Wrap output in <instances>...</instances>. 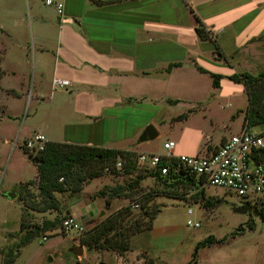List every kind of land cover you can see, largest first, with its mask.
I'll list each match as a JSON object with an SVG mask.
<instances>
[{"label":"crops","instance_id":"crops-1","mask_svg":"<svg viewBox=\"0 0 264 264\" xmlns=\"http://www.w3.org/2000/svg\"><path fill=\"white\" fill-rule=\"evenodd\" d=\"M56 1L64 3L63 18L57 6L54 12L45 11L39 0H29L26 16L13 14V86L5 84L8 70L0 64V98L13 96L22 105L33 106L35 126L28 129L29 136L43 133L53 142L139 155L163 153L151 148L154 140L142 141L141 136L147 126L154 125L157 138L161 137L160 127L168 120L171 125L165 131V142H176L177 155L209 154L222 145L229 126L220 133L214 114L225 96L220 89L215 90L212 74L226 76L222 88L227 76L264 69V0H111L101 5L91 0ZM199 28L209 37L202 38ZM226 67L232 71L227 72ZM55 78L71 84L55 86ZM236 85L235 95L242 101L245 96L248 99L244 85ZM214 106L217 111L213 113ZM19 110L13 106V122L22 112ZM183 115L186 118L179 119ZM194 116L205 121L199 124L209 122L211 129L201 132L185 126ZM21 133L19 129L15 134L19 137ZM103 176L88 179L89 185L97 183L89 186L91 189L83 184L77 193L71 189L54 192L53 209L29 208L42 218L32 224L48 223L51 227L42 238L68 215L83 225L92 218L99 224L110 208V201L95 196ZM86 189L93 206L82 211L79 207L83 202L79 207L74 203ZM184 202L189 209L190 201ZM168 206L164 203L148 239L137 244L138 252L144 251L158 264H173V253L190 234L188 225L176 220ZM64 213L67 215L62 217ZM58 217L60 222L53 227L51 222ZM58 236H70L76 242L73 249L82 246L83 253L75 255L72 249L74 258L66 256L53 242L47 248L41 244L42 252L30 251L35 238L21 247L11 264H46L48 259L51 264H142L138 252L120 255L89 250L83 239L71 235H51L45 242ZM16 240L13 238L10 245ZM4 249L0 244V264L8 253Z\"/></svg>","mask_w":264,"mask_h":264},{"label":"rangeland","instance_id":"rangeland-1","mask_svg":"<svg viewBox=\"0 0 264 264\" xmlns=\"http://www.w3.org/2000/svg\"><path fill=\"white\" fill-rule=\"evenodd\" d=\"M39 1L45 11L54 12L56 9V4L47 5L46 0ZM57 2L58 1H56V3ZM29 8V0H0V64L3 63V66L8 70L5 84L10 86H13V14L26 16L30 11ZM31 44L33 45L34 42L32 41ZM225 69L227 72L232 71L229 67ZM263 70H257V72L251 71L249 73L258 75ZM0 71L3 73L1 68ZM236 91H238L236 83L229 78L225 79L220 89L222 95L225 96V100L220 99L222 104L219 105V111H217L216 106H214L212 110L213 113L217 111L214 115L215 122L220 124V133H224L226 130L224 141H226L228 137L242 131V128L247 125L248 129L252 132H263L262 126L249 125L248 109L250 106L247 104L248 99L245 96L243 102L240 97L235 95ZM220 92L219 94L221 95ZM1 100L0 244L5 248L4 250L10 252L13 246L10 245L12 239H17V242H15L16 244L19 242L21 236L24 235L21 230L24 220L25 225L30 229L34 226V224H32L33 222L39 223L42 221L40 213L30 210L29 207L36 206V204L44 205V203L40 197V190L38 187L39 180H36L37 165L31 159L28 152L29 149L26 147L27 139L33 136L28 135L30 133L28 129L35 126V121L31 117L33 106H30L28 103L22 105L21 102L13 100V96L2 97L0 98V101ZM13 106L16 111L19 109L22 111L14 122ZM241 108H243V110H239ZM200 120L205 122L202 118L200 119L194 116L188 119L185 126L193 130H200L201 132L206 131V129H211L209 122L199 124ZM170 125L171 122L165 120V125L160 127L163 135L153 141L152 149L163 153L165 152V131L169 129ZM224 127H226V129L223 131ZM13 128L16 132H18L19 129L22 130L19 137L15 134L16 132L13 133ZM200 136L202 137V135ZM5 139H9V142L6 143L4 141ZM140 173L141 172L137 170L131 175L125 173L124 170L118 169V173L115 174L105 170L103 176L105 180L98 181L99 186L95 193V196L99 195L110 201L109 213L105 217L103 216L104 218L102 220L107 218L109 214L111 215V212L115 213L118 209L134 206V204L137 203L141 205L146 204V207L150 208L153 206L160 207L164 205V203H169L168 212H171L175 219L181 224L183 222L187 224V220H189V216L187 215L189 204L185 203L184 200H189L190 207L194 210L192 218L199 221L201 227L192 228L188 226L190 230L188 240L184 241L177 251L173 253L172 256L175 260L167 262L173 261V264H184V262L187 261L188 263L193 258L192 255L196 251L198 243L213 236L221 240L222 243L201 247L198 250L199 264H264V219L259 215L239 212L238 208L242 207V200L238 195L227 192L221 188L208 186L205 188L207 198L213 200L221 199L222 203L217 204L215 208H207L204 206V203H201L200 200H198L199 198L196 197V189H185L184 192L181 190L180 192L177 191L176 197L178 198L172 199L168 197L166 191L164 192L163 187L150 176L145 177L139 185H135V180ZM89 183L91 184V181L88 180L84 184H88V187L97 184L94 183L93 185H89ZM71 187H74V184L71 185ZM90 187L89 189H91ZM87 192L88 189H86V193H83L81 197L79 196V199L81 198L82 201L81 199L78 202L76 201L77 203L74 201V204L78 207L79 203L83 202L84 206L79 207L82 211L86 210V206H93L92 200L90 196L87 195ZM10 193L17 194V198L10 197ZM180 193H182V195H180ZM146 195L149 196V201L144 199ZM102 204L104 206L103 209L106 210L107 203L104 202ZM26 211L30 212V215L27 213L28 216L25 217ZM166 212L167 211H164V217L162 216L164 219L166 218ZM140 213L141 207L132 208L133 218L138 219ZM66 215L67 214L64 213V215L62 214L61 216L64 217ZM62 217L60 218L62 219ZM102 220L100 222H102ZM97 221L98 220L95 218L89 219V221H86L87 224L85 223L87 227L84 226L89 231L98 224ZM248 223H254V228H251ZM148 234V230L136 234L131 240V250L126 254L131 253V251L137 253L140 250L137 248L138 242L143 238L147 240ZM138 236H140L139 239L135 241V238H138ZM52 240L53 241L49 243L44 242L42 236L39 235L36 237L30 251L34 250L38 253V250H40L39 252H42L43 248L40 247L41 244L46 245L47 248V245L50 246L53 242L54 245H59V248L64 251L66 256L69 255L72 257L70 253L76 243L75 240L73 241L70 236H58L54 237ZM6 242L7 245H5ZM138 253L141 263L146 264V260L150 257L144 251ZM51 257L52 256H50V259ZM51 263L49 259L46 262V264Z\"/></svg>","mask_w":264,"mask_h":264},{"label":"trees","instance_id":"trees-1","mask_svg":"<svg viewBox=\"0 0 264 264\" xmlns=\"http://www.w3.org/2000/svg\"><path fill=\"white\" fill-rule=\"evenodd\" d=\"M96 5H101L111 0H91ZM198 32L202 38L209 37L208 32L204 28H199ZM201 71L206 69L199 67ZM214 78L213 86L215 90L221 89V81L226 76L221 74H212ZM2 73L0 71V77ZM230 80L243 84L248 94L249 100V120L250 126H262L264 134V70L258 75L249 72L235 73L227 76ZM186 118L185 115L179 119ZM28 150V149H27ZM31 159L38 168V180L40 197L44 205L36 204L29 208L39 210L45 206L55 207L56 199L54 192H64L71 189L77 193L81 191L82 185L88 180L97 177H102L107 167L111 173H118L117 162L119 158H123L126 163L122 170L127 174H134V171L141 173L135 180V185H139L145 177L150 176L158 184L163 187L164 192L169 198L177 199V191L184 192L187 190L196 189V197L207 208H215L217 204L222 203L221 199H210L206 196L205 181L197 178L196 175L188 173L181 169L180 172L171 170L167 176L161 175L159 172H144L138 168L137 159L139 154L135 151L105 149L85 145H76L69 143H59L49 141L43 151L34 155L28 150ZM264 161V153L261 156ZM113 164V165H112ZM112 165V167H111ZM166 165L163 162L162 166ZM64 178V180H61ZM74 184V187L71 185ZM182 195V193H180ZM145 200L149 201V196L146 195ZM203 200V201H201ZM139 204V203H137ZM148 204V203H147ZM141 207L140 217L135 219L132 217L133 206H127L119 209L115 213L105 218L102 222L94 226L87 232L83 238V244L87 245L89 250L112 251L120 255H125L131 250V240L136 234L144 230L150 232L154 222L162 212L164 205L152 208L147 205L139 204ZM41 207V208H40ZM27 210V209H26ZM27 211L25 212V217ZM264 219V210L262 211ZM25 219V218H24ZM25 221V220H24ZM22 222V233L18 243L13 245V249L5 256L4 264H11L16 259L21 247L32 242L36 237L42 235L51 229L48 223L43 225L34 224L33 228H27L25 222ZM60 222L59 217L56 221L51 222L53 227H56ZM251 228H254V223H248ZM244 230L243 228H241ZM215 243H222L216 237H210L201 241L196 246V251L193 253V258L187 264H199L198 250L203 246H211ZM146 264H158L154 259H147Z\"/></svg>","mask_w":264,"mask_h":264},{"label":"built area","instance_id":"built-area-1","mask_svg":"<svg viewBox=\"0 0 264 264\" xmlns=\"http://www.w3.org/2000/svg\"><path fill=\"white\" fill-rule=\"evenodd\" d=\"M49 5H57L58 12L63 18L64 3L56 0H46ZM66 79L55 78V86H70ZM244 127V126H243ZM49 142L43 133H35L27 139L26 147L36 155L43 151ZM176 142L168 140L164 143V153H143L138 156L137 165L144 172H159L167 176L171 170L180 172L181 169L196 175L205 181L204 186L221 188L238 195L242 206L254 208L262 214L264 210V161L261 159L264 153V134L255 133L248 129V125L242 131L228 137L220 147L209 154H175ZM163 162L166 165L162 166ZM126 161L119 158L117 169L122 170ZM106 171H110L107 167ZM61 180H64L62 178ZM134 208L140 207L134 204ZM190 216L187 224L192 228H200L201 223L192 218L194 210L189 207ZM88 230L75 216H66L59 227L49 235L43 237L48 241L51 235H71L83 239Z\"/></svg>","mask_w":264,"mask_h":264},{"label":"water","instance_id":"water-1","mask_svg":"<svg viewBox=\"0 0 264 264\" xmlns=\"http://www.w3.org/2000/svg\"><path fill=\"white\" fill-rule=\"evenodd\" d=\"M158 136H159V132L156 129V127L154 125H149V126H147L144 133L142 134L141 140L142 141H152V140H155ZM9 196L12 198H16L17 194L10 193ZM238 211L242 212V213H247L248 208L246 206H242V207L238 208ZM79 249H80V252L78 251ZM73 253L75 255H81V253H83V247L80 246V247L73 249Z\"/></svg>","mask_w":264,"mask_h":264},{"label":"flooded vegetation","instance_id":"flooded-vegetation-1","mask_svg":"<svg viewBox=\"0 0 264 264\" xmlns=\"http://www.w3.org/2000/svg\"><path fill=\"white\" fill-rule=\"evenodd\" d=\"M248 208V213H250L251 215H259L262 217V214H260L259 212H257L254 208L251 207H247Z\"/></svg>","mask_w":264,"mask_h":264}]
</instances>
